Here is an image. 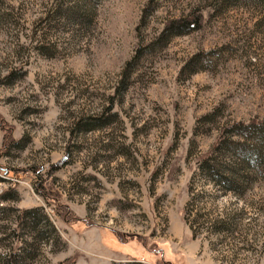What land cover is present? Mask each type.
<instances>
[{
  "label": "rangeland",
  "instance_id": "1",
  "mask_svg": "<svg viewBox=\"0 0 264 264\" xmlns=\"http://www.w3.org/2000/svg\"><path fill=\"white\" fill-rule=\"evenodd\" d=\"M222 1L0 0L1 256L264 264V161L241 193L197 169L264 122V3Z\"/></svg>",
  "mask_w": 264,
  "mask_h": 264
},
{
  "label": "trees",
  "instance_id": "2",
  "mask_svg": "<svg viewBox=\"0 0 264 264\" xmlns=\"http://www.w3.org/2000/svg\"><path fill=\"white\" fill-rule=\"evenodd\" d=\"M85 1V0H82ZM90 1V0H86ZM226 1V0H223ZM222 1V2H223ZM236 1V0H228ZM260 5L264 0H252ZM200 16H192L191 20L183 22H170L163 30L161 38L167 40L170 36L181 35L186 30H194L199 26ZM169 30H175L176 33H169ZM264 161V122H251L247 124L235 123L226 127L221 138L215 143L209 151L201 156L197 161V169L202 172L206 178L219 186L220 188L241 193L255 182L253 174H257L259 166ZM239 183L246 184V187H239ZM241 191V192H240ZM13 199V195L0 193V202ZM36 209L24 211L20 217L23 225L32 222V228L45 223L43 216H38ZM27 214V216L25 215ZM0 264H23L20 254L0 255ZM113 264H143L136 259H130L124 263Z\"/></svg>",
  "mask_w": 264,
  "mask_h": 264
},
{
  "label": "built area",
  "instance_id": "3",
  "mask_svg": "<svg viewBox=\"0 0 264 264\" xmlns=\"http://www.w3.org/2000/svg\"><path fill=\"white\" fill-rule=\"evenodd\" d=\"M13 183H18V182L14 180V181L11 183V184H12V185H11V187H13V186H14V184H13ZM0 186H1V185H0Z\"/></svg>",
  "mask_w": 264,
  "mask_h": 264
}]
</instances>
